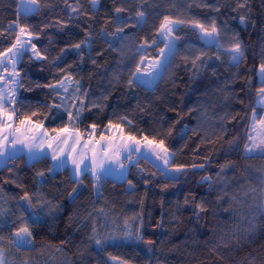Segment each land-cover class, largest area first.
<instances>
[{"label":"trees","instance_id":"1","mask_svg":"<svg viewBox=\"0 0 264 264\" xmlns=\"http://www.w3.org/2000/svg\"><path fill=\"white\" fill-rule=\"evenodd\" d=\"M121 2L97 0L93 9L90 0H68L79 7L82 14L77 15L63 0H41L39 13L25 18L20 12V23L38 34L33 42L48 57L43 61L29 59V52L17 66L24 85L18 93L23 101L21 112H37L33 120L42 121L50 135L56 134L52 129L68 124L84 133L86 140L89 133L95 139L101 132L109 135L105 131L109 120L118 123L119 117H127L132 124L124 122L126 134L138 139L143 135L164 139L175 153L170 164L185 165V172L178 180H171L141 158L124 180L100 179L97 191L87 173L81 183L71 178L68 169L49 172L53 163L47 156L32 163L25 155L10 160L0 168V209L6 214L0 221V235L5 237L6 264H111L112 260L126 264H264V158H246L244 152L252 108L262 114L256 88L260 86L257 70L264 62V0H247V6L236 11L232 9L238 0H147V19L141 28H126L124 39L102 35V26L114 31L105 20L114 15L115 6ZM16 3L0 0V25L4 29L17 19ZM204 3L220 10L205 8ZM130 6L134 11L139 0H131ZM164 15L208 23L215 18L223 29L221 43L228 47L231 37L238 34L245 59L239 68L230 65L223 50L216 59L217 48L205 45L198 30L181 26L176 55L163 78L152 88L129 87L130 71L139 61L136 48L142 39L156 36L155 29ZM240 15L248 17V22L242 25ZM85 31L91 33L92 43L85 49L83 61L72 50L57 67L53 57L61 48L84 39ZM14 38L15 34L8 32L0 36V50L10 47ZM201 52L205 53L201 57L204 63L198 62V68L192 67L191 59L185 63L184 56L194 58ZM142 54L155 58L158 52L151 48ZM67 72L90 94L81 116L71 123L62 108L50 107L55 94L43 87ZM249 77L250 89L246 87ZM68 86L76 87L71 82ZM92 103L100 106L93 107ZM68 107L71 109L70 104ZM93 123L99 126L95 132L89 127ZM193 164L204 167L193 168ZM224 164L230 167L218 177ZM38 172L44 176H37ZM204 176L211 177L210 182H202ZM73 188L77 192L70 197ZM25 191L50 201L48 207L54 210L46 208L31 224V250L17 251L8 238L18 226L13 221L21 214L23 202L18 206L17 201ZM197 204L205 211H199ZM126 220L141 229L145 240L154 243L117 238L100 247L89 239L93 223L97 238L120 237Z\"/></svg>","mask_w":264,"mask_h":264},{"label":"snow or ice","instance_id":"2","mask_svg":"<svg viewBox=\"0 0 264 264\" xmlns=\"http://www.w3.org/2000/svg\"><path fill=\"white\" fill-rule=\"evenodd\" d=\"M65 5L71 12L77 15L82 14L79 7H73L68 3V0H63ZM93 9L97 4V0H90ZM147 0H139V6L133 11L130 6L131 0H122L121 4L115 6L114 15L108 17L105 20V25L111 24L114 26V31H107L105 27H101L100 32L102 35L110 36L117 39H124L122 36L125 33V29L129 27L141 28L142 24L146 22L147 12L145 10ZM78 3V0H77ZM115 3V0H114ZM125 4L129 6H125ZM21 6L23 16L27 18L30 15H35L41 10V0H17L16 12L17 19L10 21L6 29L0 25V36H3L5 32L14 33L15 38L11 41V46L0 50V158H4L5 162L17 158V153L22 149L26 150V154L29 159L46 158L43 156V149L45 146L51 152V159L54 162L49 166L48 171L52 172L56 168H61L65 165V157L67 161H70L73 168L70 170L71 178H74L76 182L82 183V177L90 172L93 179V188L98 191L97 181L101 179L102 173H117L122 175L125 168L129 167L133 162V153H137L147 159L150 154L156 161H162L163 167L159 168L161 176H165L171 180H178L185 172V165H172L170 161L174 159L175 153L171 152L166 146L164 139H157L156 137L149 138L147 135L137 138L136 135L130 133L126 134L124 122L127 125H131L132 121L127 117H119L118 123H113L109 120L105 126V131L115 130L112 135H105L101 132L99 139L89 133V139L84 141V147L90 152L91 166L86 163L89 158L86 154H80L74 156L76 152V146L81 143V137L84 133L79 132L75 127L70 128L68 124L58 129H52L56 135L49 137L48 129H42V121L33 120V117L37 116V112L31 113L21 112L23 101L19 98V90L22 88L23 82L18 70V64L22 63L24 56L31 52L32 56L29 59L35 58L37 60H46L48 57L42 55L37 45L33 42L34 39L39 38L37 33L30 30V26L20 23ZM201 6V5H198ZM205 8H212L213 11L218 12L220 9L214 5H208L204 3L202 5ZM247 6V0L243 2H237L236 8L242 9ZM127 14V16L121 14ZM187 15V14H185ZM71 19V17H69ZM239 21L243 25L248 22V17L245 15L239 16ZM58 24H62V27H67L62 21H57ZM47 26V25H46ZM181 26L190 28L192 31L198 30V35L201 37L205 45L208 47H216L218 54L216 59H220V51L223 50V54L229 58L231 66L239 68L241 62L245 59V50L242 42L240 41L238 34H234L231 37L228 47H224L221 43V33L223 29L217 25L215 18L211 19V22L202 21L197 18H180L173 17L171 15H164L158 28L155 29L156 36L151 40L145 38L142 39L136 48V53L139 54V61L135 63V68L130 71L127 84L129 87H145L149 88L154 86L159 79H162L164 72L168 66L172 63V57L176 55L177 41L180 37L177 32ZM91 33L85 31V38L78 42L70 43L66 47L60 49V53L53 57V63L59 67V63L63 62L64 57L72 50H75L81 61L85 56V49L91 48ZM163 44V47H159V44ZM155 48L158 55L155 58H149L142 53L148 51V49ZM115 50V49H114ZM99 54V53H98ZM205 53L201 52L199 55H195L194 58L190 56H184L185 63L191 59L193 68H198L204 61L201 57ZM93 64L97 62L92 61ZM72 65H68L71 68ZM61 72H65V69H60ZM260 86L256 88L257 103L259 106L264 107V62L259 65L257 70ZM75 83L76 87L73 90L68 85L69 83ZM38 87L41 85H37ZM252 86V78L249 77L247 85L249 89ZM51 89L55 94L54 100L51 104V108H62L67 112L69 122H73L81 116L83 109L86 106V100L90 95L87 89H83L79 81H74L70 72H67L62 79L56 80L55 83H49L43 85ZM243 91V89H241ZM83 93V95H81ZM103 99H107L104 96ZM239 99V97H237ZM56 101H59L57 103ZM243 101H241L242 103ZM71 105V109L68 105ZM93 107H99L100 104L92 103ZM89 127L95 132L99 127L93 123ZM172 128L168 129V134L171 135ZM247 137L244 144V152L246 158L250 156H259L264 158V115L259 114L257 108H252L251 123L246 129ZM75 137L74 143L69 145V140ZM70 146L72 151L67 152L66 147ZM39 149L40 151H36ZM126 154V155H125ZM123 158L129 161V164L121 162ZM112 165H117L113 168ZM193 168H203L204 165H192ZM230 167V164L221 165V172L217 173L218 177H221V173L225 168ZM11 171V169H9ZM169 173H175V176H169ZM37 176L43 177V172H38ZM211 177L204 176L202 182H210ZM147 183V181H146ZM128 184L132 186V181L129 180ZM77 192L76 188H73L68 195L74 197ZM227 195V193H225ZM222 199V197L218 198ZM23 207L21 214L17 221H13L14 226L12 228L8 243L17 251L31 250L33 247V233L31 231V224L35 223L40 217L39 214L44 212L47 208L49 212L54 209L49 208L50 201L39 197L37 194H30L25 191L22 196L19 197L17 205ZM187 203V200L185 201ZM199 211H205L203 205L197 204ZM261 210L264 211V203L261 204ZM5 212L0 209V221L5 218ZM91 215V214H89ZM139 217H133L138 219ZM160 221H157L159 226ZM93 235L89 237L94 241L97 246L103 247L109 242L110 239H135L137 242L143 241L146 245H152V240H145L141 229L129 224L125 221L124 232L122 236L116 237H104L97 238L96 227L93 223L92 227ZM5 237L0 235V264H5V249L3 247ZM63 243V242H62ZM149 251H152L149 248ZM116 259V257H113ZM27 264V262H25ZM126 264V262H121Z\"/></svg>","mask_w":264,"mask_h":264},{"label":"crops","instance_id":"3","mask_svg":"<svg viewBox=\"0 0 264 264\" xmlns=\"http://www.w3.org/2000/svg\"><path fill=\"white\" fill-rule=\"evenodd\" d=\"M43 129L44 128L42 127L41 131H43ZM91 132H93V130H91ZM108 132H109V135H112L113 134V130H110ZM55 135L56 134H54V135L48 134L49 137H52V136H55ZM97 139H99V137ZM74 140H75V137L73 136L72 139L69 140V145H71L72 143H74ZM84 141H87V140H85L83 137H81V143L76 146V149L77 150H76L75 153H73V155L74 156H79L80 154H86L89 157L86 160V163L89 166H91V159H90L91 154L84 147V143H83ZM36 151H40V150L37 149ZM66 151L67 152H71L72 151L71 147L70 146H67L66 147ZM21 155H25V157H26V159H27V161L29 163H32L35 160H37V159H34V160L33 159H29L28 156H27V154H26V150H23V149L20 152L17 153V157L18 156H21ZM43 156H47V157H49L51 159V152L49 151V149L47 148V146H45L44 149H43ZM133 156H134L133 162L130 164L129 167H127V168L124 169L122 175L117 174V173H102L101 179H103V178H111V179L118 180V181L124 180L127 177V174H128V171H129L130 167L132 165L136 164L141 158H144L143 156H141V155H139L137 153H133ZM147 160H149L150 162H152L156 167H159V168H162L163 167V162L162 161H156L155 158L153 156H151L150 154L148 155ZM9 161L10 160H8L7 162H5V159L4 158H0V168L4 167ZM51 161H52V159H51ZM121 162L124 163V164H129V161L126 158H123V157H122ZM52 163H54V162L52 161ZM112 167L115 168V167H117V165H112ZM72 168H73L72 163L70 161H67V159L65 157V165L63 167H61V168H56V170L57 171H61V170H64V169H68L70 171ZM70 174H71V172H70ZM87 174H89L90 177L92 178L90 172H87ZM99 181H97V182H99Z\"/></svg>","mask_w":264,"mask_h":264},{"label":"rangeland","instance_id":"4","mask_svg":"<svg viewBox=\"0 0 264 264\" xmlns=\"http://www.w3.org/2000/svg\"><path fill=\"white\" fill-rule=\"evenodd\" d=\"M21 11H22V6H21ZM258 80H259V78H258ZM153 87V86H152ZM152 87H149V88H152ZM260 108H262V114L261 115H264V107H261L260 106ZM115 132V130L113 129V133ZM171 162V161H170ZM172 174V173H171ZM169 175H170V173H169ZM98 190H99V186H98ZM110 263L111 264H121V262H118V261H110ZM5 264H6V259H5Z\"/></svg>","mask_w":264,"mask_h":264}]
</instances>
